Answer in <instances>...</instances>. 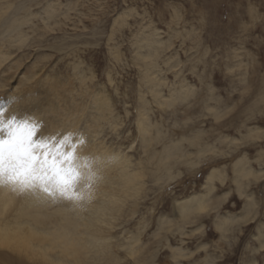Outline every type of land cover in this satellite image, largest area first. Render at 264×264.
<instances>
[{
    "label": "clouds",
    "instance_id": "9594fccd",
    "mask_svg": "<svg viewBox=\"0 0 264 264\" xmlns=\"http://www.w3.org/2000/svg\"><path fill=\"white\" fill-rule=\"evenodd\" d=\"M34 46L25 110L89 167L0 178V264H264V0H0V49Z\"/></svg>",
    "mask_w": 264,
    "mask_h": 264
},
{
    "label": "snow or ice",
    "instance_id": "6c2138e0",
    "mask_svg": "<svg viewBox=\"0 0 264 264\" xmlns=\"http://www.w3.org/2000/svg\"><path fill=\"white\" fill-rule=\"evenodd\" d=\"M13 103L15 100L10 98L0 104V132L4 134L0 136V175L7 173L9 180L19 182L21 190L39 183L50 194H55V188L62 195H73L70 189L77 179L75 167L71 163L74 154L63 150L71 138L65 137L57 148L46 140L37 139L40 135L37 123L7 114L6 104ZM65 161L68 162L66 166Z\"/></svg>",
    "mask_w": 264,
    "mask_h": 264
},
{
    "label": "bare ground",
    "instance_id": "6f19581e",
    "mask_svg": "<svg viewBox=\"0 0 264 264\" xmlns=\"http://www.w3.org/2000/svg\"><path fill=\"white\" fill-rule=\"evenodd\" d=\"M167 46L169 45L166 43L161 44L162 49ZM34 47L37 48L35 54H32L31 59L27 57L26 62H22L21 55L19 56V52L21 51L12 48L0 49V104L5 103L10 98L15 100V103L11 105L6 104L7 114L9 116L16 115L17 118L35 122L41 127L43 125V120L38 119L31 111H26L25 109H31L33 106L31 98L37 94L35 85L41 78L43 72L48 68L45 65L48 64L52 54L44 53L40 56H36L39 48L37 46ZM177 67H179V69L176 72L181 73L180 69L183 68V65H176L175 68ZM175 68L173 69L174 71ZM3 135L4 134L0 132V136ZM65 137H70L71 139L69 144L64 145L63 150L65 153L72 152L74 154L71 163L72 166L75 167L77 173V179L70 189L73 194L71 196L78 197L84 194L82 191H76L81 179L84 178L81 168L89 167L86 158L81 154V138H79L78 133L70 130L65 134L58 132L51 136L40 134L37 139L46 140L52 147L57 148L60 147V142L63 141ZM70 145H75V147L73 148ZM57 159H60V157H57ZM67 163L68 162L65 161L64 166H66ZM2 177L3 176L0 175V178ZM40 251L43 254V249H40ZM43 258L46 259V256Z\"/></svg>",
    "mask_w": 264,
    "mask_h": 264
},
{
    "label": "rangeland",
    "instance_id": "374dc122",
    "mask_svg": "<svg viewBox=\"0 0 264 264\" xmlns=\"http://www.w3.org/2000/svg\"><path fill=\"white\" fill-rule=\"evenodd\" d=\"M37 47L39 48V50L36 53L37 54L36 56H40V55H42L44 53H47V54L51 53L52 54L51 57H50V60L48 61V64L45 65L46 67H48V65L50 66L55 61L56 56L53 54V52H51L50 48H47V47H44V46H37ZM36 49H37L36 47H33L31 49H27V50L19 52V56L21 55L22 62H26L27 61L26 60L27 57H28V59H31L32 54H35V50ZM32 60H33V58H32ZM178 69H179V67L175 68V71H177ZM180 70H181V73H182L183 68L180 69Z\"/></svg>",
    "mask_w": 264,
    "mask_h": 264
}]
</instances>
